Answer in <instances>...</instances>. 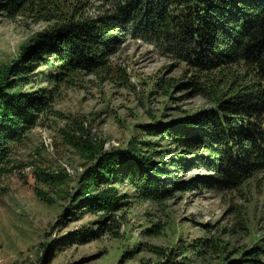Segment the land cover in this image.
Wrapping results in <instances>:
<instances>
[{"label": "rangeland", "instance_id": "obj_1", "mask_svg": "<svg viewBox=\"0 0 264 264\" xmlns=\"http://www.w3.org/2000/svg\"><path fill=\"white\" fill-rule=\"evenodd\" d=\"M115 2L45 0L56 16L46 23L39 12L12 19L0 0V68L18 62L23 47L76 6L94 18ZM109 67L56 85L44 81L50 70L42 67L24 88L47 89L52 109L14 147L12 172L0 177V264H158L172 253L176 264H233L261 246L264 173L232 192L175 187L163 203L139 200L127 182L115 184L128 205L105 231L103 214L74 205L86 171L103 154L149 142L169 162L179 146L149 130L214 109L187 85L192 69L148 42L123 38ZM171 172L169 181L186 184L207 176L195 168Z\"/></svg>", "mask_w": 264, "mask_h": 264}, {"label": "trees", "instance_id": "obj_2", "mask_svg": "<svg viewBox=\"0 0 264 264\" xmlns=\"http://www.w3.org/2000/svg\"><path fill=\"white\" fill-rule=\"evenodd\" d=\"M4 1L12 19L37 12L43 15L39 21L56 19L45 0ZM82 7L38 34L22 48L18 62L0 68V177L12 172L14 147L52 109L47 89L24 90L35 71L49 69L43 79L52 85L79 73L110 71L109 58L127 36L188 65L194 74L187 85L214 109L149 130L150 136L179 146L169 162L149 142L140 149L132 145L129 151L103 154L86 171L74 205L103 214L105 231L128 205V196L115 184L127 182L139 200L163 203L175 187L232 192L264 173V0H116L94 18L80 15ZM188 168L207 176L188 184L169 181L171 171L182 174ZM174 256L168 254L158 264H176ZM233 264H264V240Z\"/></svg>", "mask_w": 264, "mask_h": 264}]
</instances>
